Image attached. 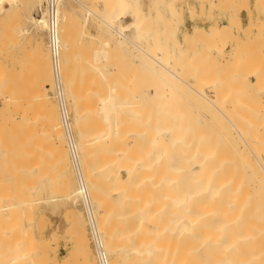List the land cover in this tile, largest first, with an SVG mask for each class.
Instances as JSON below:
<instances>
[{
    "label": "bare ground",
    "instance_id": "1",
    "mask_svg": "<svg viewBox=\"0 0 264 264\" xmlns=\"http://www.w3.org/2000/svg\"><path fill=\"white\" fill-rule=\"evenodd\" d=\"M64 1L62 2V5L60 7L61 43H62V63H61V66H62V73H63V75H62L63 76V82H64V87H65V92H66L68 102L71 105L70 109L74 114V121L72 120L74 122L73 129L75 126V130L77 131L78 136H79L78 142L76 139V147H77V151H78V155H79V162H80V165L82 166L81 168H82V172H83V177H84V180L86 181L87 189H88L90 198L92 200V203H93L94 207H97V209H98V213L96 212L97 227L99 229L100 234L102 235V240H103L105 251H106V253H107V255L111 261L110 264H264V154H263L264 142L261 141V138L259 139V136H261V135H262V137H264V125H263L264 123H262L263 122L262 119L260 120L258 117H256L259 114H261L259 111L260 109L262 111H264V106L259 105V106H261V108L259 107L260 109L254 107L256 109H259V110H256L253 108L252 105H250L251 103L254 102L252 99H256V97H257L256 93L260 90V89L258 90V88H259L258 86L259 85L261 86L264 83V81H261V80H264V77L262 76L263 79L261 78V80L259 79L260 77H258L259 82H263V83L262 84L258 83L259 85H257V82H258V80H257V82H255V88L252 87V89L250 87L254 86V84H253L254 82L247 81V82H249V84L251 83L250 87H249L250 90H247L249 88L246 87V86H248V83L244 82L247 84V85H244L247 88L245 91H247V94L250 93L248 97L251 96V90H252V94H253L252 97H254V94H255V97L252 99L250 97V101L246 95H245L246 98L243 97L244 102H245V99H247L246 104L248 106L250 105V107L252 106L253 110L257 111V112H255V114L259 113L258 115H255V114H253V111H252V113H250V114H252L253 116L255 115V117L258 118V119H255L256 122L260 120L259 122L262 125L261 124L255 125L253 123V121H255V120L251 121L252 115L251 116L248 115L250 117L249 119H247L244 116L246 114H249L246 111L252 110V108L248 110V109H246V107H245V109H246L245 114H243L244 117L242 118L243 121L245 122V124H240L241 122H239V121H241V119L238 118L239 115H236L237 117L233 116L235 110H237L236 108H238L240 106H238V107L235 106V103L237 100L235 97H233L231 99L228 96V95H230V97H231L234 94L232 92V90L234 88L231 87V85H230V88H233L230 90L232 92L231 93L232 95L230 94V91H228V92L226 91L225 93H228V94H226V97H228V98H226L223 90L222 91L219 90V89H223V86H221L222 88H220L219 83H217L218 81L221 82V80L219 79L218 81H215L213 78V79H210L211 81H207V79H206L207 77L203 76L204 74H202L200 76V78L202 76L205 77L208 85H211L209 87L207 86L208 87L207 89L213 90L214 96H213V94H212V97L206 95V93H204L205 90L200 92V89L201 90L205 89L204 86H203V89L200 88L197 90V87L196 88H194V87L197 84V81L199 79H197L196 84H194L195 80L190 78V77H194V74L196 73V72L194 73V69L196 67L193 69H190V68L186 69V68H188V66L185 67V65H186V62H187V64H189V62H188L189 60H187L189 58V56L187 58L188 54L187 55L185 54V56L183 55V53L181 54V51L183 52L187 48L189 50V48L192 45H194L195 43H196L195 46L196 45L198 46V44L201 42H204L203 44H206V41H209L210 43L211 42L213 43L212 45L210 43H208V44H210L209 46H211V47L214 46V48H215V50H213L211 53L214 54V52H215L219 56H222L224 54L223 49L226 46L224 48L223 47L221 48V46H220V48H219V45H217V44H220V42L222 43L223 38H224V40L226 38L227 41H228V38L232 42L235 41L236 45H235V49H234L235 52L232 53L233 56L236 55V57H237V55H240L243 53L245 55L250 54L251 52L247 53L248 52L247 49H243L245 47V44L243 46L238 42L239 38L233 33V28L228 27V26H224V27L219 26V28H216L217 29L216 30V29H214L216 27L215 26V27H213V29L212 28L209 29L210 34H208L206 32L207 31L206 29L201 28V27H195L193 29V31L190 32L191 33L190 37L184 38L183 41H180L179 37H176V38L165 37V36H162L161 34H157L156 37L159 40L158 42H160V43L165 42V45L167 47V48L165 47V50H166L165 52L163 50H160V52L162 51L163 54H161V53L158 54L159 53L158 49H159L160 43H159V46H157L158 43L154 44L155 42H152V44L154 46H157V47H155L157 49H155L154 46H151V50H153V48H154V50H156V51H154V50L151 51V50L147 49L150 45H152L150 42L152 40L156 41L157 39L155 40L154 38L153 39L151 38L152 40H148L149 43H145L147 45H145L143 43L146 47H144L143 44H142V46H143L142 48H141V45H138V44L142 43L139 41L140 37L136 36L139 32L147 31V32L151 33L150 29L149 30L143 29L142 21L144 18V14L140 11V6H139V2H138L139 0H127L128 9H129L128 12H127L126 3L123 4V2H121L119 8L116 10V13L114 15H113V12L111 11V8H108L109 6L107 5V3L105 4L106 0L105 1L102 0L103 4L106 5V8L104 7L105 8L104 12L105 11L106 12H105V14L103 12V17L101 15L102 13H98L101 16V18H100V16L96 12L94 13V12H92V10L88 9L90 15H94L96 18H98L100 21H102L104 23V25L110 31H112L115 34V36H118L119 38H121V40L119 39V41H118V39H116L118 42H120V44L122 42V45H123V43H128L129 45H133L136 48L135 51L138 50L137 56L135 55L136 58L141 59L140 61H136V62L135 61L133 62L131 59H128V60L124 59V61H126V63H127V65H125V66L119 65L117 60L115 61L117 63L110 64L109 61H111V58H109V57H111L110 55L112 53H114L113 50L116 48V47H114V49H112L111 43L113 44V41L112 42L109 41L110 43L104 41L105 42L104 44H103V42L102 43L100 42V45L101 46L103 45V47H100V45H99V47L96 50H94V52L92 50H91L92 52H90V50H89V52L86 55H85V51L83 52L80 49L81 51L79 50V53L80 52H81V54L83 53L82 56L84 59L81 58L82 56L78 57V55L80 56L79 53H78V55L75 54L76 52L69 53V51H71V50H69V44H70L69 38L67 40V36H68L67 35L68 30L67 29L69 26V23H67V22L70 21V19L68 18L69 20H67V16H66L67 13L65 14V10L63 8ZM163 1H165V0H160V3H158L156 5L153 4L152 8L155 11H153V13L151 15L149 14L150 16L154 15V17H156L155 21L156 22L158 21L160 24H162L164 22L163 15H162L161 11L166 9V8L167 9L169 8V6L166 5ZM212 1L211 2L206 1V3H208L210 7H214L215 3ZM221 1L222 0H218V3L220 2L219 3L220 5L222 3H223L222 5L229 4L228 0H226L227 2H225V3L221 2ZM91 2H93V4H94L95 2H99V0H96L95 2H94V0L93 1L91 0ZM107 2H108V0H107ZM243 2H245V1H243ZM33 4L36 6L39 5V7H40L41 0H33ZM90 4L92 5V3H90ZM96 4L97 3H95L94 5H96ZM99 4H100V2H99ZM233 4H234V2H233ZM216 5H217V2H216ZM242 5L244 6L245 3H242ZM225 6H227V5H225ZM202 7H205L204 2L202 3ZM218 7H217V9H218ZM240 7L241 6L239 5V8ZM94 9L96 10L95 7H94ZM97 10H98V8H97ZM204 11L205 10H203V12ZM238 11H239V9H238ZM1 13H5V16L1 17ZM209 14H210V12H209ZM176 15H179V14H176ZM193 15H195V14H193ZM230 15H232V14H230ZM234 16L236 17V14ZM126 17L128 18L127 22H126ZM113 18H117L116 21H117V23H119V27L114 26ZM235 20L236 19L234 18V22H235ZM234 22H233L234 26L238 24L237 27H239V29L243 28L242 23H241V18H240V21L237 22V24ZM23 23H29L32 26V28L37 33H40V34H41V32H44L46 30V20H45V16H44L42 11H40L38 14H34V12L33 13L32 12L27 13L25 11V4H24L23 0H0V52H1L0 56H3L2 54H4L1 51V50L5 49L6 46H4V45L7 43L9 44L12 41L14 42V39L17 36V30H18V29H15V28H17L16 25L19 28V26H22L21 24H23ZM126 23L129 24V28H130V32H131L129 37L126 35V32L124 30ZM26 25H24V26L26 27ZM257 25H259V24H257ZM231 26H232V24H231ZM250 26L248 27V29L250 28ZM263 26H264V22L260 27H258L259 28V30L257 29L258 32L260 31V28L263 29ZM251 28H253V27L251 26ZM14 30H16L15 31L16 32L15 37H14V35H15ZM98 30H101L103 32L105 31L104 29L102 30V28L98 29ZM211 30H213V31H211ZM244 31H245L244 35L246 33H248V34L250 33V32H247V29H245ZM19 32L21 33L20 35L18 34L19 37L20 36H29L31 34V31L28 29H21ZM36 32H34V33L36 34ZM103 32H101V33H103ZM104 34H105V32H104ZM131 34H132V36H131ZM98 36H99L98 38L100 39V37H101L100 34ZM261 38L263 39V37H261ZM111 39L112 40L114 39V41H116L115 37H113V38L111 37ZM111 39L109 38L108 40H111ZM135 39H136V41H135ZM256 39H255L256 42L255 41L254 42L257 43L258 46H256L255 43L254 44H255L256 48L260 49L258 43L260 41H263V40L259 38V39H257V40H259V42H258ZM20 40H22V39H20ZM101 41H103V38ZM137 41H139V43H137ZM15 42H16L15 43V46H16V44H18V41H15ZM249 42L250 41L248 39V44H249ZM39 43H40V41H39ZM39 43L37 42V44H36V46H37L35 48L36 49L35 50L36 55L35 54L34 55L37 57L34 59L35 60L37 59V62H35V64L39 63V66H37L39 69H37V70H40V72L38 71L39 72L38 74H40V77L38 75L40 80H38V81H40V82L42 81L43 86L41 84H39L38 82H36V80H35V83H37V84H35L33 82L34 85H36V87H38V84H39V86L41 85V88L40 87L36 88L34 86L36 88V92L38 89L39 90L41 89V90L38 91V93L36 94L35 97L32 96L34 99L31 98V101L33 99L31 104H34V106H31V104L28 106L29 108L32 107L31 110H29L28 107L25 108V106L22 110L25 109V113L28 110L30 113L36 112L34 118L36 119V116H38V120L40 121V119H41V121L38 122V120L37 121L34 120L33 114H32V119L34 120L35 123L32 122L33 123L32 124V123H29V121H27L26 123H23L25 121L24 120L22 121V118L23 117L25 118V116H26V114L25 115L23 114L24 116L21 115L23 117H21V120H20V121H22V123L17 122L18 124L16 125V124L11 122V124L13 125V128H12L11 124H10V126H11L12 130L15 128L17 129V130H15V131H17L15 133L16 134L18 133L17 134V141L18 142L21 139V138H18L19 137L18 135H20L19 130L23 129V128H21L22 124H23L22 127H24V124L27 125V123H29V125H30V127L26 126L27 128H24L22 131H24V130L27 131L28 128L34 127V130L33 129H31V130L35 131V133H38V131L40 129V127H39V129L36 127L37 126L36 122L38 123V125H40L39 123L42 122L43 125L46 124L49 127V128H47V127L46 128L50 129L49 132L51 133V135H50V133H46V134H44V136L42 133L40 135L37 134L38 135L37 142H36L37 137H35V134L32 133V131H30L35 137L34 140L32 139L35 142L33 143V141H31L32 142L31 146L33 145L35 147L34 144L38 143L39 139L43 141V140H45V138H48L49 136H51L50 139L52 141H50V140L48 141L46 139L47 143H46V141L40 142V140H39V142H40V144H42L43 147L45 145V146H47V149L49 148L50 150H52L51 148L53 147L54 150H52V152L49 150L47 152H46V150H42L43 153L41 151V153L37 154V155H41L40 156V158H41V157H44L43 156L44 152H46L43 160L48 161V158H49L51 161H54V162H52L53 163L52 166H56L54 168V170H56V168L60 165L59 166V167H61L60 170H62L61 172H63V174H64L63 177H65V178H63V179L59 178L58 177L59 175L56 173V171L54 172V174L51 173L50 169H52L51 168L52 166H50V165L52 163L50 160H49L50 162L44 161L45 167H47V168L42 166L43 165V162H41L42 160L41 161L36 160V161H38V164H39V162L41 164L40 165L41 171H39L38 174L40 175V177H42V174H43L42 170L48 169L49 175L51 174L48 178H52L51 176H53L52 180H54V175L56 173V175H58L56 177H58L59 180H61V181L64 180V183H63L64 186L61 187V186H58V185H60V184H58L57 185L58 187H56L55 183L60 182V181L57 180V178L55 177L57 182H56V180H55V183L52 182V184L54 183V185H55L53 187V189L58 188L57 190H59V194H60V192L63 193V191H64L65 200H67V202L73 201L74 203H78V202L80 203L79 195H78L79 194L78 193V190H79L78 189V183H77V187H76L77 191L75 192V190H74L75 187H74V189H72V188H73V186H76V185L74 183L72 186V180H71V178L68 177L69 176L68 171L70 170L69 165H71V164L68 163V161H69L68 160L69 157H68V153H67L68 150H66V147H65V144L67 145V143L65 142V134L63 135L64 132H62L63 128H62V124H61L60 115H59V112H58L57 107H56L57 104L54 105V103L52 102L51 96L49 94L51 92L53 93V91H54L53 90L54 89V83H53V77H52V65H51L50 54H49L50 52H49V50L47 51L49 53L44 51L38 45ZM252 43H251V46H254V44L252 45ZM260 43H262V42H260ZM8 44H7V48H8ZM227 44H228V42H227ZM114 45H116V44H114ZM125 45H127V44H124L123 46H125ZM221 45H223V44H221ZM249 45H248V48H249ZM195 46H193V48H195ZM2 47H3V49H2ZM11 47H13V45H11ZM18 47L16 49H18ZM118 47H120V46H118ZM70 48H71V46H70ZM92 48H93V46H92ZM124 48H126V50L128 49L127 46ZM144 48L147 49L148 51L145 50ZM111 49H112V51H111ZM149 49H150V47H149ZM160 49H162V48H160ZM250 49H252L251 51H254L252 47L249 48V50ZM72 50L74 51L73 48H72ZM197 50H198V47H197ZM8 51L6 50V53ZM129 51H132L131 48H129ZM191 51H194V50L191 49ZM205 51H206V49H205ZM205 51H204L203 56H206ZM121 52H123V51H121ZM188 52H190V51H188ZM195 53H193L192 57H194ZM255 53L257 55H258V53L260 55H262L260 53V51L257 49V51H255L254 54L253 53L250 54V55H254L255 57H252V56L248 57V62L247 61L245 62L242 60V62L246 63L247 65L243 64L240 61V63L242 65L241 64H240V66L238 65V67H237L238 70L236 69V67L234 68V66L232 65V67L235 69V71H237L239 73L237 75V77H239L238 79L240 80V81L238 80V82H237V83H239V85H238L239 87H240V85L244 84L243 80L245 81L247 79V77L249 76V75L246 76L245 73H247L249 71V74H250V73H252V70L258 69V67H256V65H257L256 63L258 62V64H259L260 60L258 61V59H256L258 57L255 55ZM131 54H130V56H131ZM139 54L142 55L141 57H145V58L139 57ZM174 54H176L178 56H180V55L183 56V58H182L183 60L180 62H182V63L184 62L183 63L184 65H182V67L183 66L184 67L182 68L181 63H180V64H178V65H180L178 70L181 68V72H180L181 74L183 73V70H184V72L187 70V72H185V73L190 74V77H189V75L187 77V74H184V73L182 75L183 78H181V76L178 75L179 71L177 69H175V68H177V65H176V62H178L177 59H174L175 57H173V59H174L173 63L175 66H172V62H171L172 55L174 56ZM213 54H211V57H210V55L208 57V54H207V57L209 59H212ZM228 54H229V52H228ZM76 55L78 58L75 57V59H74V56H76ZM118 55H120L119 52H118ZM229 55H231V54H229ZM232 55H231V57H233ZM12 56H13V54H12ZM196 56H199V55H196ZM119 57H122V56H119ZM234 57H233V59H234ZM236 57L234 60H236ZM6 58L7 57H3L2 61H5L4 59H6ZM79 58H81L82 60H80ZM124 58L127 59L129 57L125 56ZM184 58H185V61H184ZM195 58L196 57L191 59V61L193 62V63H190L191 66H193V64L197 65V62L196 61L194 62V60H197ZM223 58H225V56ZM252 58H254V59H252ZM113 59L114 58H112V60ZM116 59H119V58H116ZM216 59L218 60L217 57H216ZM78 60H80V62L82 64L81 66H77V64L79 65ZM122 60H123V58H122ZM179 60H181V59H179ZM245 60H247V59H245ZM253 60H257V62H255ZM75 61H77V63ZM127 61L130 63H128ZM205 61H206V57H205ZM200 62L202 63V61H200ZM228 62L230 63V61H228ZM238 62L239 61H237L235 63H238ZM207 63H208V61H207ZM214 63H215V60H214ZM248 63H250L249 64L250 66H248ZM122 64H124V62ZM210 64H212V63H210ZM216 64H218V63H216ZM216 64L214 66H216ZM2 66H4V62H3ZM200 66L201 65L199 63V66H197V68ZM205 66H206V64H205ZM244 66H246L247 68L251 67L252 70L248 69V71H246L244 73L246 79H245V77L243 79H240L242 77L243 72H244L243 71L242 74L240 75V70H246L247 69L246 67L244 68ZM189 67H190V65H189ZM213 67L210 66L209 68H211L212 71H214ZM222 67L225 68V66H223V65H222ZM239 67L244 68V69H239ZM200 68L204 69V67L203 68L200 67ZM200 68L198 69V71L200 70ZM224 68H223V70H224ZM211 69H210V71H211ZM214 69H215V71L217 70V72L219 71L216 68H214ZM230 69H232V68L230 67ZM13 70L14 69H12V71ZM250 70H251V72H250ZM4 71H6V69ZM191 71L193 72L192 73L193 75L190 73ZM226 71H227V73L229 72L228 69H226ZM259 71H261V70L258 69L257 71H255L256 73H252V74L255 76V74L257 75V72H259ZM1 72H2V70H1ZM7 72H8V70H7ZM198 73H200V71ZM198 73H196V76H197L196 78H198ZM210 73H212V72H210ZM220 73H221V71H220ZM233 73H234V71H233ZM214 74H215V72H214ZM8 75H9V73L7 74V77L10 80L11 78ZM227 75H226V78H227ZM259 75H257V76H259ZM4 76H5V74H3V76L2 75L0 76V80L2 79L0 82H3L4 79H6ZM223 76H225V75H221L222 78H223ZM230 76L232 77L231 74H230ZM1 77H3L4 79ZM34 77H37V75ZM216 77L217 76H215V79H216ZM237 77H236L235 81L237 80ZM14 78H12L13 80L12 79L11 80L14 81ZM210 78H212V77H210ZM217 78H220V77L218 76ZM184 79L186 81L189 80V83L191 82L190 80L192 79V81H194V83L192 82L194 84V87L191 88L190 85L192 83H190V85H189L190 87H188L187 85L189 83L185 82ZM225 79H224V81H225ZM256 79H257V77H256ZM256 79H255V81H256ZM9 80L6 79L4 82L6 83L8 81L7 83H8V86L10 87V86H12L13 82H11V80L9 82ZM32 80H31V83H32ZM231 80H233V79H231ZM231 80L229 82H231ZM150 81H152V82L150 83ZM212 81H214V82H212ZM227 81H228V79L226 80V82H223L224 84H221V85H224V89L227 88V90H229L230 88L225 86V83H226V85L229 86V84H227L228 83ZM235 81H233V84ZM172 82H173L172 85L176 87L177 92H178V90H180V91L182 90L181 92L180 91L179 92L180 93L183 92L186 96L188 94L187 90L189 91L190 89L191 90L196 89V90H194L196 92V94L192 90L190 92L193 96H190L191 94L190 95L188 94L187 97L188 98L191 97V98H189V101H191V99H192V101L194 103H196L197 102V101L195 102L196 99H194L192 97H195V95H197V97L199 98V99L198 98L197 99L200 100L204 106L202 105V106H199V108H198L197 105H200V104H198V102H200V101H198L197 104H195L197 107L196 111L199 112V113H197L198 115L201 114L202 116L200 115V117H198V115H195L194 114L195 111L193 113V116L191 115V113L193 111L192 109H194V108L196 109L195 106L194 107L193 106L187 107L186 110L188 112L184 110L185 107H181L182 104H184L183 106H189V103L186 102V104H185L184 102L187 100V98H186V100H184V99L182 100V96H180L179 93H178L179 96L178 97L176 96L177 95L176 89L174 90L170 86ZM177 82L180 84L177 85ZM201 82H202V80H201ZM201 82H199V84H198L199 86L202 84H205V80L202 84H201ZM7 83L5 84V88H2L3 84L0 83V86L2 85L1 88L3 90V92H1L2 94H0V97H1L2 105L4 106V108H3L4 113L2 115H0V118L2 116H4V114L7 113V111H8L9 115L8 114H6V115L10 118V120L8 119V121H7L8 117L4 116L3 117L4 119H2V120H5V119L6 120L4 122L2 121L3 123L0 122V125L3 124V128L0 127V130L6 129L5 131H3L5 135L3 134V132L2 133L0 132V134L4 135V138L6 137V142H5V139L4 138L1 139L2 136L0 135L1 136L0 137V187H1L0 188V203H2L4 201V199H2V198H5V195H9V197L12 196L11 200H12L13 195H14L13 192L10 190V189L14 188L13 182L12 181H11L12 183L8 182L7 183L8 185H5L6 183L3 182L4 174L6 175V177H8L10 175L7 172V170L12 168V165L16 164V166H17V172L16 173L19 174V176H17L19 178L16 177V180L17 179L22 180L21 177H23V176L25 179V177H27L28 175H31V174L29 173L26 176V172H25V174H23L25 170L24 171L22 170L20 172V170H21L20 169L18 171V166H19V168H22V166L25 167V165L23 164V163H25V160H26V162H31L30 160H32V159L35 160L36 159L35 156H37V155L32 156V158L29 159L30 156L27 155V158H28V160H27L25 154L18 155L19 154L18 150H20L21 147L19 149H17L13 146V144L15 145L16 143H13V141H11L12 140L11 138H13V140H16L14 138L16 135L13 137L14 131H11V133H10L9 130H11V128H9L7 126V122L10 123V121L13 120V118H12L13 112H15V114L17 113V110L15 111V108L21 102V101H17V100H23V99H17L16 98L17 100L15 101L14 97L15 96L17 97L16 92H14L13 88L10 87L11 90L14 92L15 96H13L14 95L13 92L11 95L10 88L7 90V88H8ZM207 83H206V85H207ZM16 84L17 83H15V85ZM182 84H183V86H180ZM185 84H187V85H185ZM206 85H205V87H206ZM235 85H234V87H235ZM256 85H257V87H256ZM159 86L162 87L160 89H164L165 86L166 87L169 86L168 91L173 89L175 92V94H174L173 90L171 92L169 91L170 94H172V96H173V94L175 95L173 97L168 98L169 99L168 103L173 105V107H171V105H170L168 108L169 111L171 110L170 107L172 108V110L170 112H166V109H165L168 107L169 104L166 105L167 102L165 101V103H163L164 100H161L162 98L166 99V96H168L167 93L169 94V92L166 93V91H167L166 89H165L166 91L165 90H159V92L162 91V94H165L166 96L164 95L165 96L164 97L161 94V96H163V97H161V96L158 97V95H160V93L158 92ZM244 86L242 85V87H244ZM16 87L17 86H15V88ZM21 87L27 88L25 86H21ZM261 87H260L261 91H262V89L264 90V88H263L264 85H262ZM30 88H32V87H30ZM188 88H190V89H188ZM5 89L7 90V92L5 91ZM183 89H185V90H183ZM242 89H244V88H242ZM242 89H239V90L242 91ZM254 89H256L258 91L254 90ZM2 90H0V91H2ZM210 90H209V92H207L208 90L206 91L207 94L211 93ZM253 90H254V92L255 91L256 92L253 93ZM241 91H239V92L237 91V92L240 95H243L242 93H240ZM248 91H249V93H248ZM21 92L22 91L19 92L20 96L22 94L21 97L24 98L25 96H28L27 98L30 100L28 93H33V92H29V90H28V93H26V95L24 94V91H23V93H21ZM163 92H165V93H163ZM221 92H223L222 96H224V98L227 99V101L224 100L222 102L223 99L221 101H219V99L223 98L221 96ZM242 92H244V91H242ZM238 93H237V96H238ZM170 94H169V96H170ZM218 94L220 95L219 97H218ZM23 95H25V96H23ZM209 95H211V94H209ZM260 95H261V92L259 94V97H260ZM20 96L18 94L19 98H21ZM235 96H236V94H235ZM262 96H263V94H262ZM179 97H181V98H179ZM259 97H257V98L259 99ZM155 98H157L158 101H154ZM177 98L179 100H175ZM171 99H172V101H170ZM229 99H231V101ZM258 99L255 100V103H256V101H258ZM148 100H151V101L148 102ZM159 100L161 101V104L162 103L165 104L164 105L165 110L163 109L164 111H162L161 114H164V115L171 114L172 111L174 113L171 114L170 116L167 115L165 117H163L164 115L161 116V114L158 113L160 111H158L156 113V111H157L156 108L158 109L159 106H160V108H161V106H163V104L162 105L159 104ZM241 100L243 102L242 96H241ZM173 101H175V102L178 101V102H176V104H177L176 108H175V102H173ZM248 101L250 102V104H248ZM261 101H262V99H261ZM17 102H19V103H17ZM26 102L27 101H25V104H26ZM151 102H152V104H151ZM258 102L261 103L260 100ZM15 103H17L16 107L14 105ZM146 103H148V104H146ZM180 103H181V106H180ZM226 103L229 105L231 104L232 106L231 107H225L224 105H227ZM255 103L253 104L254 106L257 105ZM21 104L19 105V107H22ZM237 104H240V103L238 102ZM261 104H263V103H261ZM147 105H148V107H146ZM154 105H155V107H153ZM156 105H158V106L156 107ZM150 106H152V107H150ZM178 106H180L181 108H179ZM248 106H247V108H248ZM241 107H242V105H241ZM11 108H14V111L10 110ZM147 108H148L150 114L152 112H154L155 114L154 113H152L151 115L149 113L146 114V112L144 110ZM152 108L156 111H154V110L152 111ZM160 108L158 110H160ZM173 109L176 111H174ZM190 109H191V111H190ZM19 110L21 111V108L18 109V111ZM0 111H1L0 113L3 112L2 109H0ZM9 111L12 113H9ZM31 111H33V112H31ZM29 112H28V115L30 114ZM175 112H177V114H175ZM240 112H239V114H240ZM242 112L244 113V110H242ZM236 113H238V112L236 111ZM19 114H18V117H19ZM40 114H41V116H40ZM143 114H146V116H144ZM184 114L185 115L188 114V116L183 117V116H185ZM216 114H218V115H216ZM16 115H15V117H16ZM155 115H156V117H155ZM175 115H176V117H174ZM179 115L181 118L179 117ZM195 116H196V119L193 118ZM217 116H219V118L222 119L221 120L222 122L224 120L225 123L223 122V124H220L221 121L219 123L218 120H220V119H218ZM261 117L263 118L264 116L262 115ZM237 118L239 120H237ZM16 120L15 121L13 120V122H16ZM26 120H28V119H26ZM197 121L198 122L201 121V123L197 124L198 123ZM259 122H257V123H259ZM42 123H41V126H42L41 128L44 129ZM19 124H21L19 128L15 127V125L19 126ZM34 124H36V125L32 127L31 125H34ZM36 129H38V130H36ZM44 130L46 131V129H44ZM6 131H8L9 134H7ZM11 134H12V137H11ZM23 134H21V137L23 138L21 140L25 141L24 139H26V141H27L29 136H28V138H25L26 135L24 132H23ZM26 134H27V132H26ZM47 134L49 136H45ZM9 135H10V137H9ZM33 135H32V137H33ZM41 135L44 138H42ZM7 138L10 139V141H8ZM28 140H30V139H28ZM29 142L30 141H28V143ZM10 143L12 144V148L10 147L11 146ZM51 143L53 146L51 145ZM23 145H24V151L26 150L25 152H28L27 148H29V147L25 148V145H26L25 142ZM16 146L19 147V146H22V144L21 145L16 144ZM28 146H30V144ZM9 147H10V149H9ZM41 147H39V148H41ZM35 148H36V151L39 150V151H37V153L40 152V149H37V147H35ZM11 149L15 155H13V153L10 154ZM13 149H14V151H13ZM22 149H23V146H22ZM16 150H17L18 154L16 153ZM31 150H32V148H31ZM36 151L33 152V154L36 153ZM48 152L51 155H49ZM20 153H22V152H20ZM30 154H31V152H30ZM11 155H12V157H11ZM16 156H20V157L17 158ZM23 156L26 159H24ZM46 156H48V157H46ZM10 157H11V159H10ZM13 157H15V158L13 159ZM50 157H53V158H50ZM40 158H38V159H40ZM54 158L60 164L56 165L55 163H57V162H55ZM16 159L17 160L20 159L19 161H21V159H24V160H22L24 162H20V163H22V166L17 165L20 163H19V161L16 162L17 161ZM34 160H32V161L35 163ZM12 161H13V163L14 162L15 163L9 164V168H7V170H6L5 169L6 166L8 165V163H11ZM46 163H47V165H46ZM30 164H33V163L31 162ZM48 164H50V165H48ZM35 166H36V164H35ZM34 167H32V168H34ZM71 168H73V167H71ZM38 169H39V167H38ZM58 169H57V172L60 174L61 172H59ZM54 170H52V171H54ZM9 172H11V171L9 170ZM43 172L45 173L46 171H43ZM6 173H8L9 175ZM14 173H15V171H14ZM20 173L23 174V176ZM39 175H37L38 181H37L35 176H34L35 178H33L32 176H31L32 178L30 177L31 182L33 183V185L36 186V189L38 186L39 187L45 186V185H41L40 180H42L43 178L39 179L40 178ZM60 177H62V176H60ZM24 179H23V181H24ZM32 179L36 182H39V185L37 183L34 184ZM26 180H29V179L26 178L25 181ZM76 180H77V178H76ZM1 183H2V185L4 184L3 188H2ZM23 183L24 182H22V184ZM28 183H30V181H28ZM25 184H27V182H25ZM9 185L12 186V188H8ZM16 185H17V183H16ZM19 185H20V183H19ZM28 185H31V184H28ZM6 186H7V190H9V191L6 190ZM17 187H19V186H17ZM32 187L33 186H31V191L34 190V189H32ZM42 187H41V189H42ZM60 187H61V189L63 188L62 191L59 189ZM1 189L6 190V192L3 190L4 193H2L3 191ZM18 189L19 188H17V193L18 192L20 193V195H18V197H19L22 194L20 192V190L21 189H22V191L24 189L27 190V187L21 188V189H19V191H18ZM13 190H15V189H13ZM35 190H34V192H36L38 189L36 191ZM24 191H23V193H24ZM31 191L29 190L28 192L30 193ZM38 192H39V194L42 193L41 191H37L36 194ZM52 192H54V191L52 190ZM6 193H8V194H6ZM36 194H35V197H38V196H36ZM39 194H37V195H39ZM22 195H24V194H22ZM30 196H31V194H30ZM9 197L6 196V198H9ZM21 197L23 198L25 196H21ZM6 198H5V200H7ZM14 198H15V196H14ZM26 198H27V196H26ZM26 198H25V200H27ZM40 198H36L35 200L40 199ZM20 199L17 198L18 201ZM31 199H33V201H35L34 198H30V200ZM61 199H63V198H61ZM65 200L63 202H65ZM46 201H45V203H46ZM53 201H55V200H53ZM14 202H15V200H14ZM14 202L12 201V202H10V204L14 203ZM7 203L8 202H6V205H10ZM27 203H29V204H27ZM30 203L31 202H26L24 204L22 203L23 205L27 204V207H26V205H25V207L27 209L28 214H30L29 211L31 212V209H29L28 205H30V207L33 205L32 203L31 204ZM34 205H35V203H34ZM34 205L32 206L33 211L36 210L37 208H39V206H40L39 205L38 207H35V209H33ZM1 206H5V205L3 204ZM9 207L10 208H8V212L10 211V213L11 214L13 213V216H14V211H17L19 206H17V208L13 207V206L12 207L9 206ZM11 208H13V209L16 208V210H13ZM9 209H11L12 211ZM0 210H2V209H0ZM3 211H4V209H3ZM20 212L17 211L15 213V215L16 216H17V214L21 215L22 213H20ZM71 213L72 212L70 211V214ZM75 213H76V211H75ZM23 214H25L24 211H23ZM28 214H26V215H28ZM2 215H4V214L1 213L0 217ZM16 216H15L16 220L18 217H21V216H18V217H16ZM10 217H11V220H9L8 223L10 222V224H11L13 217L11 215H10ZM10 217L6 216V218H9V219H10ZM31 217H32V215H31ZM67 217H68V214L66 215V218ZM3 218L5 220V217L2 216L0 218L1 222L4 221ZM27 218H28V216H27ZM68 218H67V220H68ZM72 218H73V216H72ZM21 219H20V221H22ZM29 219H30V217H29ZM7 220L5 221L6 223H7ZM27 221H28V219H27ZM30 221H32V223L34 224L33 220H30ZM68 221H70V220H68ZM73 222H74L73 224H74L75 230H72V229H74L73 226H71V228H69V230L75 231L76 235H75V233H73V232L72 233L77 238L76 241L78 242L77 243L78 247L83 252L90 253L91 249H90V245L88 242L89 240L87 237V230L85 227V223L83 221V217L79 216ZM19 223L20 222H18V225H19ZM5 224H3V228H4ZM10 224L9 225L7 224V227L9 226V230L13 231L14 227L17 225V222H13L12 225H10ZM27 224H28V222H27ZM29 224H31V223H29ZM45 225H43V226H45ZM10 226H12L13 229H12V227L10 228ZM31 226L32 225H30V227ZM7 227H5V228H7ZM16 227H15L13 232H15L17 230L16 231L17 234L12 233L13 235L11 234V236H7V233L5 232V230H3L6 233L4 239L5 240L12 239L14 241L10 240V244H9V242H8L9 240L8 241L4 240L3 242H6V243L8 242L7 245H3V242L1 241L2 244H0V247L1 246L14 247V244L17 246L18 243L16 244L14 238L19 239L18 237L21 238L20 235H22L21 242H23L24 245L26 243V241H24L25 238L27 239L30 237L33 239L32 235L30 236L31 232H29V231H32L31 228L29 229V227H28V231L24 230L26 232V233L24 232L25 234H27V235L29 234L28 235L29 237L28 236L26 237L23 232L22 233L19 232V231H21L20 227H19V230H18V227L17 228ZM0 228H2V225ZM43 228H45V227H43ZM43 228H40L39 231H42ZM7 230H8V228H7ZM1 231H2V229L0 230V233H1ZM69 233H70V231H69ZM14 234H16V235L14 236ZM53 235H51L52 238H53ZM72 235H71V239H72ZM3 236H1V237H3ZM23 237H24V239H23ZM55 237H57V236H55ZM55 237L53 238V242H55L57 239ZM6 238H8V239H6ZM34 238H35V235H34ZM52 238H50V239H52ZM32 239H30V242H32V244H34L35 242L37 243V240L35 242H33ZM43 239H45V238H43ZM48 241L46 243H37V245L35 244L36 245L35 250L37 248L36 251H39V249L41 251V250H44L45 248H47V250H44L43 252L44 253H46L45 251L48 252V249L52 246V243H53V242L49 243ZM18 242H20V241H18ZM30 242H28V240H27L28 244L26 243V246H28V248H30L29 246H31L33 248L35 245H30ZM58 243H59V239H58ZM16 246L14 247L15 249H16ZM23 246L21 248L18 245V247L21 248V250L19 251L20 253L19 252L16 253L15 251H13V254L15 253L13 263H12V261L8 262L7 256H9V253L12 256H13V254H11L12 253L11 251L9 252L7 250L8 254L5 255V253H4V255H5L4 259H7V263H4L3 261H1V260H3V257H2L3 255H1L0 256V264H2V263H4V264H10V263L11 264H22V262H24L23 261L24 259L28 260V262H25L26 264H28V263L37 264L35 261L38 262V260H34L33 261L34 263L31 261L32 262L31 263L29 261V259H26V258H30L32 256V255L30 256V254H32L30 252H33V251L36 252L34 250V248H33V250H31L32 249L31 248L30 252L27 249V252H29V254L26 252V254H28V257H26L27 256L26 254H25L26 256L23 255L25 253V252H23V251H25L24 250L25 248ZM78 247H76V248H78ZM14 248L13 249L11 248V249L15 250ZM55 248H58V245ZM0 249H2L1 251L5 250V248L3 249V247H1ZM57 250H59V249H57ZM1 251H0V253H1ZM21 251L23 254L21 253ZM77 253H79V251H77ZM55 254H56V252L54 253V255ZM80 254H83V253H79L78 254L79 256L77 255L78 258L80 257ZM57 255H55V256L57 257ZM73 256H75V255H73ZM44 257H46L45 259L48 258V260H49V255H47V253H46V255L45 254L43 255L42 260L40 259V261H42V262L41 263L38 262V264L43 263ZM77 257H76V259H77ZM10 258H11V256H10ZM35 259H37V258H35ZM45 259H44V261H45ZM70 259H72V258H70ZM85 259H86V257H85ZM83 260H84V258L82 259V261ZM73 261H74V259H73ZM79 261H80V259H79ZM5 262H6V260H5ZM57 263L59 264V262H56V264ZM80 263H82V262H79V264ZM45 264H46V262H45ZM48 264H49V262H48Z\"/></svg>",
    "mask_w": 264,
    "mask_h": 264
},
{
    "label": "rangeland",
    "instance_id": "2",
    "mask_svg": "<svg viewBox=\"0 0 264 264\" xmlns=\"http://www.w3.org/2000/svg\"><path fill=\"white\" fill-rule=\"evenodd\" d=\"M24 1V4H25V11L27 12V13H29V12H34V14H38L39 12H40V10L41 9H43V3H44V0H41V5H40V7H39V5H34L33 4V0H23ZM93 1V0H92ZM96 0H94V2H95ZM103 1H105V0H103ZM103 1L102 0H99V2H100V4H99V2H95V3H97L96 5H94L93 4V2H91V0H65L64 1V4H63V8H64V10H65V14H66V16H67V20H69L70 19V21H68L67 23H69V26H68V31H67V35L69 36H67V40H68V38H69V50H71V51H69V53H72V52H76L75 54H77L78 55V53H79V50L81 49L83 52L85 51V55L89 52V50H90V52H94V50H96L98 47H99V45H100V42L102 43L103 42V44L105 43V42H112L113 41V44L111 43V46H112V49H114V47H116L114 50H113V52L115 53H112L111 51H112V49H111V57H109V58H111V61H109L110 62V64H112V63H117L118 62V64L119 65H123V66H125V65H127V63H126V61H124V59L125 60H128V59H131L133 62L135 61H140L141 59L140 58H136V56H137V54H138V50L137 51H135V47L133 46V45H129L128 43H123V45L124 44H127V45H125V46H123L122 45V42H121V44H120V42H118L119 41V39L121 40V38H119L118 36H115V34L112 32V31H110L105 25H104V23L102 22V21H100L98 18H96L94 15H90V13H89V11H88V9H90V10H92V12H96L97 14L98 13H102L101 15H102V17H103V12H104V9L106 8V5H104L103 4ZM206 1H209V2H211L210 0H165V1H163L166 5H168L169 6V8L167 9H164V10H162L161 11V13H162V15H163V19H164V22L162 23V24H160L158 21L156 22L155 21V19H156V17H154V15H152V16H150L152 13H153V11H155L153 8H152V6H153V4H158V3H160V0H139L138 2H139V6H140V11L144 14V18H143V21H142V26H143V29H146V30H151V33H149V32H147V31H141V32H139L136 36L137 37H140V39H139V41L140 42H142V43H140V44H138V45H141V48L143 47L142 46V44L144 43H149V41L148 40H152L153 38L156 40V41H151L150 43L152 44V42H155L154 44H156V43H158L157 44V46H159V43L160 42H158L159 40H158V38L156 37V35L157 34H161L162 36H165V37H174V38H176V37H179V40L180 41H183V39L184 38H189L190 37V35H191V33L190 32H192L193 31V29L195 28V27H201V28H204V29H206L207 31V33L208 34H210V31H209V29L210 28H212L213 29V27H215L214 29H216V28H219V26L220 27H224V26H228V27H231V28H233V33L239 38L238 39V42L241 44V45H243L244 46V44H245V47L243 48V49H247L248 50V52L247 53H253L254 54V52L255 51H257V49L260 51V53L262 54V55H260L259 53H258V55L255 53V55L258 57V58H256V59H258V61H259V64H258V62H257V60H253V61H255V62H257L256 64V67H258V69L259 70H261V71H259V72H257V75H259L260 73V75L259 76H257L256 74H255V76L252 74V73H256L255 71H257V70H252L251 69V67H249V68H247L246 66H244V68L246 67L247 69L246 70H240V75L242 74V72H243V74H242V77L240 78V79H243L244 77H245V75L246 76H248L247 77V79H246V77H245V81L243 80V83L244 82H247V81H251V82H254L253 84H254V86H251L250 87V84H249V82H247L248 83V86H246L247 88H251L252 89V87H254L255 88V82H257V80H258V82H257V85H259V84H262L263 82H259V79L261 80V78L263 79V77H264V26H263V29L262 28H260V31L258 32V30H259V28L258 27H260L262 24H263V22H264V18H263V21H261V20H258V22H257V24H261L260 26L259 25H255V23H254V21H253V17L252 16H250V20H249V25L246 27V28H242V29H239V27H237L238 26V24H237V22H239L240 21V14H241V12L243 11V10H246L247 12H250V2H249V0H228V3L229 4H225V5H227V6H225V5H220L219 3H218V0H213L212 2H214L215 4V6L214 7H210L209 6V4L208 3H206ZM243 1H245V2H243ZM79 2V3H78ZM102 2V3H101ZM121 2H123V4H125L126 3V6H127V12L129 11V9H128V3H127V0H108V2H107V0L105 1V4L107 3V5L109 6L108 8H111V11L113 12V15L116 13V10L119 8V6H120V3ZM204 2V4H205V7H202V3ZM216 2H217V5H216ZM221 2H227L226 0L224 1V0H222ZM233 2H234V4H233ZM245 3V5L243 6L242 5V3ZM248 2V3H247ZM90 3H92V5L90 4ZM163 3V4H164ZM99 4V5H98ZM219 4V5H218ZM232 6H231V5ZM238 4V5H237ZM98 5V6H97ZM235 5V6H234ZM239 5L241 6L240 8H239ZM247 5V6H246ZM219 6V7H218ZM229 6V7H228ZM94 7L96 8V10H97V8H98V10L96 11L95 9H94ZM105 7V8H104ZM216 7V8H215ZM217 7H218V9H217ZM226 9H224V8ZM238 7V8H237ZM245 7V8H244ZM249 7V8H248ZM204 8V9H203ZM202 9V10H201ZM238 9H239V11H238ZM255 9L260 13V14H262L263 16H264V0H257L256 1V4H255ZM94 10V11H93ZM101 10V11H100ZM195 10V11H194ZM203 10H205L204 12H203ZM100 11V12H99ZM106 12V11H105ZM105 12H104V14H105ZM209 12H210V14H209ZM212 12V13H211ZM150 14V15H149ZM176 14H179V15H176ZM193 14H195V15H193ZM230 14H232V15H230ZM236 14V17L234 16ZM99 16H100V14H98ZM148 15V16H147ZM176 15V16H175ZM5 16V13H1V17H4ZM198 16V17H197ZM114 17V16H113ZM212 17V18H211ZM214 17V18H213ZM69 18V19H68ZM100 18H101V16H100ZM234 18L236 19L235 20V22H234ZM239 19V20H238ZM117 18H113V21H114V26L115 27H119V23H117ZM231 20V21H230ZM128 21V18L126 17V22ZM233 22L234 23H236L237 25H235L234 26V24H233ZM261 22V23H260ZM27 24V25H26ZM192 24V25H191ZM231 24H232V26H231ZM22 26H19V28H18V26L16 25V27L17 28H15V29H18L19 31L21 30V29H28V30H30L31 31V34L29 35V36H20L19 37V35L21 34L18 30H17V36H16V30H14V32H15V35H14V37L16 36V38L14 39V42L12 41V42H10L9 44H8V48H7V44H5L4 46H6L5 47V49H3V47H2V49L3 50H1L4 54H2L3 56H0L1 58H0V62L2 63H0V76L2 75L3 76V74H5V78L6 79H8L9 80V78L7 77V74L9 73V77L12 79V78H14V81H12L11 79V82H13V84H12V86H10L11 88H13V91L14 92H16V95H17V97L15 96V94H14V92L11 90V88L8 86V81L6 82L7 83V86H8V88H7V90L10 88V93H11V95H12V92H13V96H15L14 98V100L16 101L17 99H23V100H17V101H21L20 103L19 102H17V103H19V105L21 104V106L22 107H19V105L17 106V103H15L14 105H15V107L17 108H15V111L17 110V115L15 114V112H10L9 111V113H12L13 115V120L15 121L16 119V122H13V120H11L10 121V123L9 122H7L8 121V119L10 120V118L6 115V114H8V111H7V113H5L4 114V116H6V117H8L7 118V126L9 127V128H11V126H12V128H13V125L11 124V122L12 123H14V124H18L19 122L20 123H22V121L24 120L25 122H23V123H26L27 121H29V123H32V122H34V120H38V116H36V119L34 118V116H35V114H36V112H33V111H31V112H33V113H30L29 112V110H31V108L32 107H28L30 104H31V102L33 101V97H35L36 96V94L38 93V91H40L39 89L37 90V92H36V88H41V85H42V81L40 82V81H38V80H40V74H38L39 72H40V70H37V69H39L37 66H39V63H37V64H35V62H37V59L35 60L34 58H36L37 56H35L36 55V44H37V42L39 43V41H40V43L38 44L44 51H48L49 50V48H48V43H47V36H46V30L44 31V32H41V34L40 33H37L33 28H32V26L29 24V23H23V24H21ZM24 25H26V27L24 26ZM253 27V28H251V26ZM218 26V27H217ZM250 26V28L248 29V27ZM22 27V28H21ZM21 28V29H20ZM102 28V30L104 29L105 31V34H104V32L103 31H101V30H98V29H101ZM255 28V29H254ZM245 29H247V32H250L249 34L248 33H246L245 35H244V33H245ZM258 29V30H257ZM124 30H125V32H126V35L129 37L130 36V28H129V24H127L126 23V26H125V28H124ZM217 30V29H216ZM237 30V31H236ZM249 30V31H248ZM211 31H213V30H211ZM244 31V32H243ZM257 31V32H256ZM262 31V32H261ZM19 32V33H18ZM34 32H36V34L34 33ZM101 32H103V33H101ZM206 33V34H207ZM261 33V34H260ZM19 34V35H18ZM39 34V35H38ZM100 34V39L98 38L99 35ZM252 34V35H251ZM260 34V35H259ZM36 35V36H35ZM108 37H107V36ZM111 35V36H110ZM257 35V36H256ZM40 36V37H39ZM131 36H132V34H131ZM263 37V39L261 38V37ZM22 37V38H21ZM38 37V38H37ZM111 37L113 38V37H115V40L116 39H118V41L116 40V41H114V39L112 40L111 39ZM149 37V38H148ZM255 37V38H254ZM262 39L263 41H260V42H262V43H260L259 42V40H257V39ZM24 38V39H23ZM102 38H103V41H101L102 40ZM111 39V40H108V39ZM152 38V39H151ZM254 38V39H253ZM257 38V39H256ZM19 39V40H18ZM20 39H22V40H20ZM105 39V40H104ZM142 39V40H141ZM248 39H249V44H248ZM255 39L259 42L258 44H259V47H260V49L259 48H256V46H258L257 45V43H255L256 41H255ZM138 40V39H137ZM247 40V41H246ZM15 41H18V44H16V46L18 47V49H16L17 47L15 46ZM105 41V42H104ZM135 41H136V39H135ZM139 41H137V43H139ZM226 41V42H225ZM255 41V42H254ZM109 42V43H110ZM115 42V43H114ZM118 42V43H117ZM227 42H228V44H227ZM246 42V43H245ZM253 42V43H252ZM14 43V44H13ZM136 43V44H137ZM204 42H201V43H199L198 44V46L196 45L195 46V44L194 45H192L190 48H189V50H188V48L185 50V51H181V54L183 53V55L185 56V54L187 55V58H188V56H189V58L187 59V60H189L188 62H189V64H187V62H186V65H185V67L186 66H188V68H186V69H193V68H197V66H199V63H200V67H204V69H201L200 67H198L197 69L195 68L194 69V73L196 72V73H198L199 71H200V73H198V78H196L197 76H196V73L194 74V77H190V74H187V73H185V72H187V70L184 72V70H183V73L184 74H187V77H188V75H189V77L190 78H192L193 80H195V83H194V81H192V79L190 80L191 82L190 83H194V84H196V80L197 79H199L198 81H197V84L195 85V87H194V84L192 85H190V83H189V80H185L184 79V81L185 82H188L189 84L187 85V84H185V85H187L188 87H190L191 86V88L192 87H194V88H196L197 87V90L198 89H200V88H202L203 89V86H204V88L205 89H203V90H201L200 89V92H202V91H204L205 90V92L204 93H206V95H208V96H211L212 97V94H213V96H214V91L213 90H210V89H207L209 86H211V85H208V83H207V81H211L210 79H213L214 78V80L215 81H218L219 79L221 80V82L220 81H218L217 83H219V85H220V88H222L221 86H223V89H219V90H223V92H224V95H225V97H226V94H228V93H225L226 91L228 92V91H230L231 89H233L232 90V92L234 93L233 95L231 94L232 92L230 91V94L232 95L231 97H230V95H228L229 96V98H233V97H235L237 100H236V103H235V106L236 107H238V106H240V107H238V108H236L237 110H235V112H234V114H233V116H235V117H237L236 115H239V119H241V121H239V122H241L240 124H245V122L243 121V117L245 116L247 119H249L250 117L249 116H251L252 114H250V113H252V111H253V114H255V112H257V111H255V110H253V108L254 107H256V108H261V106H259V105H263L264 106V90L262 89V91H261V86L262 85H264V83L260 86H258L259 88H258V90H256V89H254V90H256V91H258L256 94V96L257 97H259V94H260V92H261V95H260V97H259V99L256 97V99H258V101L260 100V102L261 103H263V104H261V103H259L258 101H256V103H255V100L256 99H252V98H254L255 97V94H254V97H252L253 96V94H252V90H251V99L254 101L253 103H251L250 104V97H248L249 96V91H248V93L249 94H247V91H245L247 88L244 86V85H247L246 83H244V84H242L244 87H242V85H240V87L238 86L239 85V83H237L238 82V78L239 77H237V75L239 74L237 71H235V67H236V69L238 70V65L240 66V61L242 62V60L243 61H247L248 62V57H250V56H252V57H255L254 55H250V54H247V55H245L244 53L243 54H240V55H237V57L239 58H237L236 57V55H234L235 57H236V60H234L235 59V57L232 55V53H234L235 52V45H236V43H235V41L234 42H232L229 38H228V41L226 40V38H225V40H224V38H223V41H222V43L220 42V44H217V45H219V48H220V46H221V48L223 47H225L223 50H224V54L222 55V56H219L217 53H215L214 52V54L213 53H211L213 50H215V48H214V46H209L210 44L212 45L213 43L211 42H209V41H206V44H203ZM208 43H210V44H208ZM243 43V44H242ZM251 43H252V45L255 43L256 44V46H255V44H254V46H251ZM114 44H116V45H114ZM143 44V45H144ZM208 44V45H207ZM221 44H223V45H221ZM11 45H13V47H11ZM93 46V48H92V46ZM96 45V46H95ZM114 45V46H113ZM145 45H147V44H145ZM144 45V47H146ZM150 45V44H149ZM148 45V46H149ZM207 45V46H206ZM248 45H249V48H253V50L254 51H251L252 49H250L249 50V48H248ZM263 45V46H262ZM23 46V47H22ZM70 46H71V48H70ZM118 46H120V47H118ZM128 47V51H129V48H131V50L132 51H127L126 50V48H124V47ZM130 46V47H129ZM147 46V47H148ZM151 46H154L153 44L152 45H150L149 47H150V49H149V47L147 48L148 50H151ZM157 46H154V48L155 47H157ZM193 46H195V48H193ZM95 47V48H94ZM100 47H103V45L101 46L100 45ZM118 47V48H117ZM134 47V48H133ZM165 47H166V45H165V42L164 43H160V46H159V49H158V51H159V53L158 54H163L162 53V51L160 52V50H163L164 52L166 51L165 50ZM197 47H198V50H197ZM208 47V48H207ZM211 47V48H210ZM72 48L74 49V51L72 50ZM154 48H153V50H154ZM160 48H162V49H160ZM167 48V47H166ZM124 49V50H123ZM145 49V48H144ZM147 49H145V50H147ZM155 49H157V48H155ZM191 49L192 50H194V51H191ZM205 49H206V51H205ZM210 49V50H209ZM5 50V51H4ZM6 50L8 51L7 53H6ZM13 50V51H12ZM80 50V51H81ZM92 50V51H91ZM118 50V51H117ZM147 50V51H148ZM153 50H151V51H153ZM197 50V51H196ZM208 50V51H207ZM121 51H123V52H121ZM154 51H156V50H154ZM188 51H190V52H188ZM204 51H205V54H206V56H203L204 55ZM13 52V53H12ZM118 52H119V54L120 55H118ZM136 52V53H135ZM188 52V53H187ZM228 52H229V54H231L233 57H234V59H233V57H231V55H229L228 54ZM47 53H49V52H47ZM135 56H133L132 54ZM193 53H195L194 54V57H196L195 59H197V60H194V62L196 61L197 62V65L196 64H193V66H191V64L190 63H193L192 61H191V59L192 58H194V57H192L193 56ZM7 54V55H6ZM12 54H13V56H12ZM35 54V55H34ZM50 54V53H49ZM80 54V56L78 55V57H81L82 56V54H81V52L79 53ZM114 54V55H113ZM130 54H131V56H130ZM207 54H208V57H209V55H210V57H211V54H213L212 55V59H209L208 57H207ZM0 55H1V52H0ZM77 55L76 56H74V59H75V57L76 58H78L77 57ZM196 55H199V56H196ZM202 55V56H201ZM228 55V56H227ZM119 56H122V57H119ZM125 56H127V57H129V58H124ZM133 56V57H132ZM142 55H140L139 54V57H141ZM225 56V58H223ZM247 56V57H246ZM3 57H7L6 59H4L5 61H2L3 59ZM173 57H175L174 59H177V61L178 62H176V65H177V68H175V69H177L178 70V68H179V66L180 65H178V64H180L181 63V67H182V65H184L182 62H180V61H182L183 59V56H178V55H176V54H174V56L172 55V60H171V62H172V66H175L174 65V63H173ZM179 57V58H178ZM198 57V58H197ZM205 57H206V61H205ZM216 57L218 58V60L216 59ZM242 57V58H241ZM246 57V58H245ZM14 58V59H13ZM34 60H33V59ZM81 58H83V56L81 57ZM81 58H79L80 60H82ZM112 58H114L113 60H112ZM116 58H119V59H116ZM122 58H123V60H122ZM141 58H145V57H141ZM201 58V59H200ZM215 58V59H214ZM223 58V59H222ZM247 59V60H245V59ZM32 59V60H31ZM84 59V58H83ZM139 59V60H138ZM179 59H181V60H179ZM200 59V60H199ZM252 59H254V58H252ZM51 60V59H50ZM80 60H78V63H79V65L77 64V66H81L82 64H81V62H80ZM110 60V59H109ZM117 60V62H115ZM130 60V61H131ZM199 60V61H198ZM214 60H215V63H214ZM217 60V61H216ZM176 61V60H175ZM184 61H185V58H184ZM191 61V62H190ZM200 61H202V63L200 62ZM207 61H208V63H207ZM228 61H230V63L228 62ZM237 61H239L238 63H235V62H237ZM252 61V60H251ZM3 62H4V66H2L3 65ZM7 62V63H6ZM76 63H77V61H75ZM124 62V64H122ZM128 62V61H127ZM199 62V63H198ZM223 62V63H222ZM226 62V63H225ZM250 62V61H249ZM121 63V64H120ZM128 63H130V62H128ZM206 64V66H205V64ZM210 63H212V64H210ZM216 63H218V64H216ZM243 63V62H242ZM252 63V62H251ZM208 64V65H207ZM216 64V66H214ZM223 66H225V68L224 67H222V65ZM231 66H230V65ZM235 64V65H234ZM243 64H246V63H243ZM250 63H248V66H250L249 65ZM189 65H190V67H189ZM211 67H213V70L214 71H212V69L211 68H209L210 66ZM219 65V66H218ZM232 65L234 66V68L232 67ZM242 65V64H241ZM247 65V64H246ZM252 65V64H251ZM6 66V67H5ZM221 66V67H220ZM227 66V67H226ZM253 66V65H252ZM255 66V65H254ZM5 67V68H4ZM32 67V68H31ZM184 67V66H183ZM182 67V68H183ZM207 67V68H206ZM230 67L233 69H230ZM242 67V66H241ZM2 68V69H1ZM200 68V70L198 71V69ZM214 68H216V69H218L219 71L217 72V70L215 71V69ZM223 68H224V70H223ZM244 68H240L239 67V69H244ZM255 68V67H254ZM6 69V71H4ZM12 69H14L13 71H12ZM208 69V70H207ZM210 69H211V71H210ZM226 69H228V73H227V71H226ZM248 69H251L252 70V73H250L249 74V71H248ZM256 69V68H255ZM1 70H2V72H1ZM7 70H8V72H7ZM10 70V71H9ZM33 70V71H32ZM80 70V69H79ZM204 70V71H203ZM232 70V71H231ZM251 70H250V72H251ZM4 71V72H3ZM35 71V72H34ZM39 71V72H38ZM179 72V76H181V78H183L182 77V75H183V73L181 74L180 72H181V68L178 70ZM202 71V72H201ZM220 71H221V73H220ZM223 71V72H222ZM233 71H234V73H233ZM246 71H248L247 73H245ZM80 72V71H79ZM189 72V71H188ZM204 72V73H203ZM206 72V73H205ZM210 72H212V73H210ZM214 72H215V74H214ZM232 72V73H231ZM237 74H236V73ZM3 73V74H2ZM12 73V74H11ZM191 74L193 73L192 71L190 72ZM217 73V74H216ZM224 73V74H223ZM244 73H245V75H244ZM80 74V73H79ZM181 74V75H180ZM202 74H204L203 76H206L207 78V81H206V79H205V77H201L200 78V76L202 75ZM208 74V75H207ZM228 74V75H227ZM230 74L232 75V77L230 76ZM263 74V75H262ZM37 75V77H34V76H36ZM38 75H39V77H38ZM193 75V74H192ZM191 75V76H192ZM214 75V76H213ZM221 75H225V76H223V78L221 77ZM226 75H227V78H226ZM234 75V76H233ZM244 75V76H243ZM212 77V78H210V77ZM215 76H219L220 78H217L216 77V79H215ZM263 76V77H262ZM53 77V76H52ZM186 77V76H185ZM226 79H225V78ZM231 77V78H230ZM236 77H237V80L235 81V79H236ZM255 77V78H254ZM256 77H257V79H256ZM258 77H260L259 79H258ZM1 78H3V77H1ZM39 78V79H38ZM204 78V79H203ZM222 78V79H221ZM4 79V78H3ZM6 79H4V81L6 80ZM17 81H16V80ZM33 79V80H32ZM224 79H225V81H224ZM228 79V83L227 84H229V86L228 85H226V83H225V86H227V87H229L230 88V85H231V87H233V88H228L229 90H227V88L226 89H224V85H221V84H224L223 82H226V80ZM231 79H233V80H231V82H229ZM255 79H256V81H255ZM2 80V79H1ZM0 80V81H1ZM10 80H9V82H10ZM31 80H32V83H31ZM35 80H36V82H38L39 84H41L40 86H39V84H38V87H36V85H34V83H35ZM201 80H202V82H201ZM204 80H205V84H202L203 82H204ZM0 82L1 84H3V87L2 88H5V82ZM233 81H235L234 82V84H233ZM240 81V80H239ZM261 81H264V80H261ZM21 84H20V83ZM34 82V83H33ZM152 81H150V83H151ZM199 82H201V84L202 85H198L199 84ZM212 82H214V81H212ZM5 83V84H4ZM15 83H17L16 85H15ZM206 83H207V85H206ZM211 83V82H210ZM259 83V84H258ZM35 84H37V83H35ZM149 84V83H148ZM147 84V85H148ZM153 84V83H152ZM173 84V82L171 83V88H173L174 90L176 89V87L175 86H173L172 85ZM175 84V83H174ZM178 84H180V83H178L177 82V85ZM236 84V85H235ZM241 84V83H240ZM252 84V85H253ZM190 85V86H189ZM205 85H206V87H205ZM234 85H235V87H234ZM257 85H256V87H257ZM2 86V85H1ZM1 86H0V90H2V88H1ZM15 86H17L16 88H15ZM20 86V87H19ZM21 86H25V87H27V88H24V87H21ZM29 86V87H28ZM36 88H35V87ZM43 86V85H42ZM152 86V85H151ZM180 86H183V84L182 85H180ZM208 86V87H207ZM30 87H32V88H30ZM168 87L169 86H165V88L164 89H160V88H162V87H160L159 86V88H158V92H159V90H165L166 91V93L167 92H171L172 90H169L168 91ZM239 87V88H238ZM244 88V89H242V88ZM261 87V88H260ZM20 88V89H19ZM35 88V89H34ZM183 88V87H182ZM186 88V87H185ZM250 88L249 89H247V90H250ZM264 88V87H263ZM26 89V90H25ZM34 91H33V90ZM188 89H190V88H188ZM239 89H242V91H244V92H242L241 90H239ZM7 90L5 89V91L7 92ZM19 90V91H18ZM28 90H29V92H33V93H28ZM174 90H173V92H174ZM183 90H185V89H183ZM193 90V92H195L194 90H196V89H192ZM191 89L188 91L187 90V92H188V94L190 95L191 94V92L190 91H192ZM208 90V91H207ZM209 90L211 91V93H209V94H211V95H209V94H207V92H209ZM254 90H253V93H255L254 92ZM20 91H22L21 93H23V91H24V94L26 95V93H28L29 94V98H30V100L27 98L28 96H25V95H23V96H25L24 98L23 97H21L22 96V94H21V96H20ZM180 90H178V92H177V89H176V96L178 97L179 95L180 96H182V100L184 99V100H186V98H187V100L184 102L185 104H186V102H188L189 103V106H183L184 104H182V106H181V103H180V106L181 107H185L184 108V110L185 111H187L186 110V108L187 107H191V106H195L196 107V105L195 104H197V102L198 101H200V100H198L199 98L197 97V95H195L196 94V92H195V97H192V98H194V99H196L195 100V102L196 103H194L193 101H192V99H191V101H189V98H191V97H187L188 96V94H187V96L182 92V93H180L179 92ZM207 91V92H206ZM213 91V92H212ZM239 91H241L240 93H242L243 95H240L238 92ZM1 92H3V90L2 91H0V94H2ZM18 92V93H17ZM36 92V93H35ZM170 92H169V94H170ZM190 92V93H189ZM220 92V91H219ZM223 92H221V96L223 95ZM246 92V93H245ZM160 93V95H158V97H160L161 96V94H162V91L161 92H159ZM158 93V94H159ZM163 93H165V92H163ZM178 93H179V95H178ZM218 93V92H217ZM237 93H238V96H237ZM18 94H19V96L21 97V98H19L18 97ZM27 94V95H28ZM32 94V95H31ZM50 94V96H51V99H52V102L54 103V105H56V102L54 101V99H53V96H52V92L51 93H49ZM169 94L167 93V95L168 96H166L165 94H162L163 96L165 95L166 96V99L165 98H162L161 100H164L163 101V103H165V101L167 102L166 103V105L167 104H169L168 103V101H169V97H173V96H175L174 94H175V92H174V94H173V96H172V94H170V96H169ZM235 94H236V96H235ZM262 94H263V96H262ZM240 95V96H239ZM247 96V98L249 99V101H248V104H250V105H252L253 106V108H252V106L250 107V105L248 106L247 104H246V102H247V99H245V102H244V98L243 97H245L246 98V96ZM33 96V97H32ZM163 96H161V97H163ZM164 96V97H165ZM190 96H193L192 94L190 95ZM220 95L218 94V97H219ZM241 96H242V99H243V102H242V100H241ZM262 96V97H261ZM223 98H221V99H219V101H221L222 99V102L224 101V100H226L227 101V99H225L224 98V96H222ZM238 97V98H237ZM17 98V99H16ZM31 98H33L32 99V101H31ZM179 98H181V97H179ZM198 98V99H197ZM226 98H228V97H226ZM25 99V100H24ZM156 99V100H155ZM154 99V101H158L157 100V98H155ZM231 99H229L230 101H231ZM261 99H262V101H261ZM175 100H179L178 98L177 99H175ZM235 100V99H234ZM233 100V101H234ZM25 101H27L26 102V104H25ZM149 101H151V100H148V102ZM153 101V100H152ZM170 101H172V99L170 100ZM181 101V100H180ZM242 105V107H241V105L240 104H237L238 102ZM173 102H175V101H173ZM176 102H178V101H176ZM176 102H175V108H176ZM24 103V104H23ZM34 103V102H33ZM154 103V102H153ZM158 103V102H157ZM162 103V104H163ZM194 103V104H193ZM228 103V102H227ZM226 103V104H227ZM257 104V105H253V104ZM259 103V104H258ZM146 104H148V103H146ZM151 104H152V102H151ZM159 104H161V101L159 100ZM161 104V105H162ZM174 104V103H173ZM179 104V103H178ZM193 104V105H192ZM198 104H200V105H197V107L199 108V106H202L203 105V103H201V101L200 102H198ZM150 105V104H149ZM165 104H163V106H161V108H160V106L158 107V109L160 108V110H158L157 108H156V110H154L153 108H152V111L154 110V111H156V113L158 112V111H160V112H158V113H162V111H164L165 109H166V112H170L171 110H172V108L171 107H173V105L172 104H169L168 105V107L167 108H165V106H164ZM171 105V107H170V111H169V106ZM188 105V104H187ZM24 106H25V108H29V110L25 113V109L24 110H22L23 108H24ZM31 106H34V104H31ZM158 105H156V107H157ZM180 106H178L179 108H181ZM204 106V105H203ZM225 107H231L232 105L230 104H227V105H224ZM247 106H248V108H247ZM258 106V107H257ZM14 107V106H13ZM57 107V110H58V112H59V108H58V106H56ZM69 107L71 108V105H70V103H69ZM145 107V106H144ZM146 107H148V105L146 106ZM145 107V108H146ZM150 107H152V106H150ZM153 107H155V105L153 106ZM163 107V108H162ZM197 107H196V109L194 108V109H192L193 111H192V113H191V115L193 116V113H194V111H195V115H198L197 113H199V112H197L196 110H197ZM244 107V108H243ZM245 107H246V109H251L252 108V110H249V111H246V112H248L249 114H246V115H244L243 116V114H245ZM250 107V108H249ZM4 106L2 105V102H1V97H0V109H2L3 110V112L2 113H0V115H2L3 113H4ZM21 108V111L19 112L18 111V109H20ZM34 108V107H33ZM165 108V109H164ZM174 108V109H175ZM256 108H254V109H256ZM259 108V109H260ZM35 109V108H34ZM144 109V108H143ZM164 109V110H163ZM168 109V110H167ZM173 109V110H174ZM178 109V108H177ZM183 109V108H182ZM189 109V108H188ZM259 109H256V110H259ZM7 110V109H6ZM10 110H12V111H14V108H11ZM241 112H240V111ZM242 110H244V113L242 112ZM36 111V110H35ZM145 112H146V114H148L149 113V110H148V108L147 109H145L144 110ZM143 111V112H144ZM148 111V112H147ZM151 111V112H152ZM174 111H176V110H174ZM184 111V112H185ZM190 111H191V109H190ZM189 111V112H190ZM236 111L238 112V113H236ZM260 111V113L261 114H259V113H257V114H255V115H258V116H256V117H258L260 120L262 119L263 120V122L262 123H264V117L262 118L261 116L263 115L264 116V111H262L261 109L259 110ZM262 111V112H261ZM1 112V111H0ZM6 112V111H5ZM20 114H19V113ZM24 112V113H23ZM28 112L30 113L29 115H28ZM70 112H71V115H72V120L74 121V114H73V112L71 111V109H70ZM144 112V113H145ZM178 112V111H177ZM177 112H175V114H177ZM188 112V111H187ZM239 112H240V114H239ZM152 113H154V112H152ZM151 113V114H152ZM174 112L172 111V113L171 114H173ZM183 113V112H182ZM263 113V114H262ZM18 114H19V117H18ZM26 114V116H25V118L23 117L24 115ZM32 114H33V119H32ZM39 114V113H38ZM37 114V115H38ZM146 114H143L144 116H146ZM150 114V113H149ZM150 114V115H151ZM155 114V113H154ZM171 114H166V115H164V114H161V116L162 115H164L163 117H165V116H167V115H171ZM9 115V114H8ZM15 115H16V117H15ZM21 115H23V116H21ZM59 115H60V112H59ZM159 115V114H158ZM185 115V114H184ZM201 115V114H200ZM200 115H198V117H200ZM216 115H218V114H216ZM249 115V116H248ZM255 115L253 116H251L252 117V120L251 121H253V120H255V119H258V118H256L255 117ZM261 115V116H260ZM4 116H2L1 118H0V122L1 123H3L5 120H2V119H4L3 117ZM29 116V117H28ZM40 116H41V114H40ZM154 116V115H153ZM168 116V117H169ZM178 116V115H177ZM188 116V114L187 115H185V116H183V117H187ZM202 116V115H201ZM261 118H260V117ZM21 117H23L22 118V121H20L21 120ZM155 117H156V115H155ZM159 117V116H158ZM174 117H176V115L174 116ZM179 117H180V115H179ZM218 117V119H220V120H218L219 121V123H220V121L222 120L221 118H219V116H217ZM241 117V118H240ZM255 117V118H254ZM15 118V119H14ZM31 118V119H30ZM160 118V117H159ZM178 118V117H177ZM181 118V117H180ZM193 118H195L196 119V116L195 117H193ZM237 118V120H239ZM26 119H28V120H26ZM40 119V118H39ZM60 119H61V117H60ZM161 119V118H160ZM190 119V118H189ZM33 120V121H32ZM191 120V119H190ZM259 120V121H260ZM3 121V122H2ZM31 121V122H30ZM40 121H41V119H40ZM39 120H38V122H40ZM259 121H257V122H259ZM5 122V123H6ZM18 122V123H17ZM44 122V121H43ZM198 122V121H197ZM223 122H224V120H223ZM223 122L221 121V123L220 124H223ZM243 122V123H242ZM256 122V120L255 121H253V123L255 124V125H260L261 123L259 122V123H255ZM29 123H27V125H25L24 124V127H22V125L21 124H19V126H16L15 125V127H20V125H21V128H27L28 126L30 127V125H29ZM35 123V122H34ZM42 123V122H41ZM41 123H39L40 125H38V123L36 122V124H37V128L39 129V127H40V129H39V131H38V133H35V131H32L31 129H33L34 130V127L33 126H35L36 124H34V125H31L33 128H28V130L26 131V130H24V131H22L21 129L19 130V132H20V135H18L19 137L18 138H21V139H23L22 137H21V134H23V132L25 133V138H28V136H29V138L28 139H30V140H28L27 139V141H26V139H24L25 141H22L21 139H20V141L18 142L17 141V134L15 133V132H17V131H15V130H17L15 127V129H13L12 130V128H11V130H9L10 131V133H11V131H14V134H13V137L16 139V140H13V138H11L12 140L11 141H13V143H16L17 145H21L22 144V146H23V149H22V146H16V144L14 145L12 142V144H13V146L15 147V148H17V149H19L20 147H21V149L20 150H18L19 151V154L17 153V150H16V153L18 154V155H23V154H25V156H26V158H27V155H29L28 157H29V159L30 158H32V156H35V155H37V154H40L41 153V151L42 150H46V152L49 150V151H51L52 152V150H54L53 149V147L51 148L52 150H50L49 148L47 149V146H45L44 145V147L42 146V144H40V142L42 141V140H40V142H39V140H38V143H35L34 145H35V147H37V149H40V152H38L37 153V151H39V150H37L36 151V148L32 145L31 146V144H32V142L31 141H33L34 139H35V137H37L36 138V142H37V139H38V135H40L41 133L43 134V136H44V134H46V133H50L49 132V130L50 129H47V128H49L45 123V125H43V123H42V125H43V127H44V129H46V131L43 129V128H41L42 126H41ZM194 123V122H193ZM192 123V124H193ZM201 123V121H199L197 124H200ZM225 123V122H224ZM10 124H11V126H10ZM33 124V123H32ZM61 124H62V122H61ZM2 125V126H1ZM0 125V127L1 128H3V124H1ZM73 125H74V122H73ZM262 125V124H261ZM264 125V124H263ZM6 126V127H7ZM27 126V127H26ZM35 127V128H36ZM47 127V128H46ZM63 128V127H62ZM30 129V130H29ZM38 129H36V130H38ZM42 129V130H41ZM2 130V131H1ZM0 130V132L2 133L3 131H5L6 129H1ZM30 131H32V133H34L35 134V137H34V135L30 132ZM41 131V132H40ZM45 133H44V132ZM7 132V134H9V132L8 131H6ZM5 132V133H6ZM26 132H27V134H26ZM29 132V133H28ZM37 132V131H36ZM62 132H64L63 131V129H62ZM74 132H75V136H76V139H77V142L79 141V136H78V133H77V131L75 130V126H74ZM3 134H4V132H3ZM33 135V137H32V135ZM38 134V135H37ZM65 133H63V135H64ZM1 136V139H3L4 138V135H2V134H0ZM24 135V134H23ZM31 135V136H30ZM50 135H51V133H50ZM7 136V135H6ZM42 135H41V137L42 138H44ZM45 136H49L48 134L47 135H45ZM9 137H10V135H9ZM8 137V138H9ZM11 137H12V134H11ZM24 137V136H23ZM31 137V138H30ZM40 137V136H39ZM50 137L51 136H49L48 138H45V140H43L42 142H44V141H46V139L49 141H52L51 139H50ZM7 138V139H8ZM261 138V141H263L264 142V137H262V135L261 136H259V139ZM5 139V142H6V137L4 138ZM33 139V140H32ZM8 141H10V139H8ZM18 143H17V142ZM23 143H22V142ZM28 141H30L29 143H28ZM21 142V143H20ZM24 142H25V144L27 145H25V148H27V147H29V148H27V150H28V152H25L24 151ZM35 141H33V143H34ZM65 142L67 143V141H66V136H65ZM10 143V144H11ZM28 143V144H27ZM46 143H47V141H46ZM49 143V142H48ZM53 143V142H52ZM52 143H51V145H52ZM12 144H11V148H12ZM30 144V146H28ZM39 144V145H38ZM9 145V144H8ZM42 146V147H41ZM49 146V145H48ZM53 146V145H52ZM68 145H66L65 144V147H66V150H68L67 151V153H68V163H70L71 165H72V160H71V155H70V152H69V149H68V147H67ZM10 147H9V149H10ZM39 147H41V148H39ZM51 147V146H50ZM31 148H32V150H31ZM34 148V149H33ZM45 148V149H44ZM263 148H264V145H263ZM22 150V151H21ZM11 151V153L10 154H12L13 152H12V149L10 150ZM13 151H14V149H13ZM25 153H24V152ZM36 151V153H34L33 154V152H35ZM20 152H22V153H20ZM30 152H31V154H30ZM46 152H44V157H45V154H46ZM54 152V151H53ZM42 153H43V151H42ZM49 153V152H48ZM16 154V155H17ZM263 154H264V151H263ZM13 155H15L14 153H13ZM49 155H51L50 153H49ZM40 156L41 155H37V156H35L36 157V159L34 160V159H32V160H34L35 161V163L32 161V160H30L33 164H30L31 162H26V160H25V163H23L24 165H25V167L24 166H22V163H20V162H24V161H22V160H24V159H26L24 156H23V158L24 159H21V161H19V160H17L16 162H18L19 161V163L20 164H17V165H20V166H22V168H19V166H18V171L20 170V172L23 170H25L24 171V173L23 174H25V172H26V176H27V174H31V175H28L27 177H25V179L26 178H28L29 180H26L25 181V179H24V176H23V174H21L23 177H21V179L22 180H19V179H17L16 180V177L17 176H19V174H17L16 172H17V166H16V164H14L13 163V161L11 162V163H8V167L6 166V170H7V168H9V164H14V165H12V168H10L9 170L11 171V172H9V170H7V172L10 174H8V173H6V174H8L9 176L8 177H6V175L4 174V179H3V182L4 183H6L5 185H8L7 183L9 182V183H12L13 182V189H15V190H13V189H10L12 192H13V198H14V196H15V198L13 199L12 198V200H11V197H9V195H5V198H6V196L7 197H9V198H6L7 200H5V198H2V199H4V201L2 202V203H0L1 205H5V206H1L0 205V209H2V210H0V212L2 213V214H4V215H2L3 217H5V220H4V218H3V220L4 221H0L1 223H0V227H1V225H2V228H0V230L2 229V231H1V235H0V237L1 236H3V237H1L0 238V242L2 241H4L5 239V235H6V233H7V236H11V234L12 233H16V231L15 232H13L14 231V229H15V227L17 226L18 227V230H19V227H20V230L21 231H19V232H25V231H28V227H29V229L31 228V230L33 231H29V232H31V234H30V236L32 235V237H33V239L32 238H30L27 234H25V236L27 237H29V238H25L24 239V237H23V239H24V241H26V243H27V240H28V242H30V239H32V241L33 242H35L36 240H37V243H46L48 240V242L49 243H52L53 242V238L55 237V236H57V237H55V238H57L56 239V241L55 242H53L52 243V246L48 249V252L47 251H45L46 253H47V255H49V260H48V258L47 259H45L46 257H44V259H45V261H44V259H43V263L42 264H45V262H46V264H48V262H49V264H56V262H59V264H79V262H82V263H80V264H99V261H98V257H97V254H96V251H95V248H94V245H93V242H92V239H91V237H90V231H89V227H88V222H87V219H86V217H85V214H84V211L82 210V207H81V205H80V203L78 202V203H74L73 201H68L67 202V200H65V193H64V191H63V193H61L60 192V194H59V190H57V189H53V187L55 186L54 185V183H55V180H56V178H57V180H59V178H65V177H63V172H61L62 170H60V168L61 167H57L56 168V170H54V168L56 167V166H52L53 165V163L52 162H54V161H51L49 158H48V161L50 160L51 161V165L50 164H48V165H50V166H52L51 168L52 169H50L51 170V173H53L54 174V172L56 171V173L59 175H56V173H55V175H54V180H52L53 179V176H51L52 178H48L50 175H49V171H48V169L47 170H42V177H40V175L38 174L39 173V171H41L40 170V162H39V164H38V161H36V160H39V161H41V162H43V165L42 166H44L45 167V164H44V161L45 160H43L44 159V157H41L40 158ZM11 157H12V155H11ZM11 157H10V159H11ZM17 158L18 157H20V156H16ZM22 157V156H21ZM40 158V159H38V158ZM46 157H48V156H46ZM54 157V156H53ZM53 157H50V158H53ZM15 157H13V159H14ZM47 159V158H46ZM55 159V158H54ZM27 160H28V158H27ZM15 161V160H14ZM47 161V160H46ZM45 161V162H46ZM47 161V162H48ZM49 161V162H50ZM55 162H57V163H55L56 165L57 164H60L56 159H55ZM29 166H28V165ZM35 164H36V166H35ZM46 165H47V163H46ZM71 165H69L70 167H69V171H68V177L69 178H71V180H72V186H73V184L75 183V185L76 186H73V188L72 189H74V187H75V192L77 191V180H76V174H75V171H74V168H71V167H73V165L71 166ZM35 166V167H34ZM11 167V166H10ZM32 167H34V168H31ZM38 167H39V169H38ZM43 167V168H44ZM26 168V169H25ZM45 168H47V167H45ZM59 168V169H58ZM42 169V168H41ZM57 169H58V171L59 172H61L60 174L57 172ZM5 170V171H6ZM15 171V173H14V171ZM30 170V171H29ZM52 170H54V171H52ZM73 170V171H72ZM43 171H46L45 173L43 172ZM48 171V172H47ZM13 172V173H12ZM13 175H12V174ZM15 174V175H14ZM46 174V175H45ZM37 175H39V179H41V178H43L42 180H40L41 182V185H45L44 187H42L41 185V187H42V189H41V187H37V189H36V186L35 185H33V183L31 182V179H30V177L32 176L33 178H35L36 177V179H37ZM35 176V177H34ZM44 176V177H43ZM56 176H58V177H56ZM60 176H62V177H60ZM75 176V177H74ZM6 177V178H5ZM31 177V178H32ZM56 177V178H55ZM9 178V179H8ZM17 178H19V177H17ZM23 179H24V181H23ZM35 179V180H36ZM52 180V181H51ZM57 180H56V182H57ZM75 180V181H74ZM12 181V182H11ZM28 181H30V183H28ZM32 181L34 182V184L35 183H37L38 185H39V182H36V181H34L33 179H32ZM37 181H38V179H37ZM60 182H57V183H55L56 184V187H58V186H64L63 185V183H64V180L63 181H61V180H59ZM74 181V182H73ZM2 182V183H3ZM20 183V185H19V183ZM22 182H24L23 184H22ZM25 182H27V184H25ZM45 182V183H44ZM49 182V183H48ZM52 182H54L53 184H52ZM2 183H1V185H2ZM16 183H17V185H16ZM28 184H31V185H28ZM36 184V185H37ZM52 184V185H51ZM58 184H60V185H58ZM4 185V184H3ZM3 185H2V188H3ZM12 185V184H11ZM58 185V186H57ZM10 186V185H9ZM8 186V188H12V186H10L9 187ZM17 186H19V187H17ZM22 186V187H21ZM31 186H33L32 187V189H36L37 191H41L40 193L41 194H39V192L37 193V194H39V195H37L36 194V192H34V190L33 191H31ZM51 186V187H50ZM27 187V190H23L24 191V193H23V191H22V189L21 188H26ZM61 187L59 188L61 191H62V189H61ZM1 188V187H0ZM17 188H19V189H21L20 190V192L22 193V194H24V195H22L21 194V196H25V197H21V196H19L18 197V195H20V193L18 192L17 193ZM30 188V189H29ZM5 189V188H4ZM4 189H1L2 191L4 190ZM19 189H18V191H19ZM31 191L30 193L28 192L29 190ZM6 190H7V186H6ZM6 190H4L5 192H6ZM52 190L54 191V192H52ZM57 190V191H56ZM4 191L2 192V193H4ZM7 191H9V190H7ZM27 191V192H26ZM46 191V192H45ZM56 192V193H55ZM10 193V192H9ZM16 193V194H15ZM53 193V194H52ZM55 193V194H54ZM6 194H8V193H6ZM30 194H31V196H30ZM35 194H36V196H38V197H35ZM12 195V194H11ZM43 195V196H42ZM54 195V196H53ZM61 195V196H60ZM26 196H27V198H26ZM34 196V197H33ZM41 198H40V197ZM44 197V198H43ZM53 199H52V198ZM17 198L18 199H20L19 201L17 200ZM25 198L27 199V200H25ZM30 198H34V200L36 199V198H40V199H37V200H35V201H33V199H31L30 200ZM61 198H63V199H61ZM29 199V200H28ZM45 199V200H44ZM52 199V200H51ZM59 199V200H58ZM11 200V201H10ZM14 200H15V202H14ZM23 202H22V201ZM47 200V201H46ZM53 200H55V201H53ZM65 200V202H63ZM14 202V203H11L10 204V202ZM40 201V202H39ZM45 201H46V203H45ZM6 202H8L7 204H10V205H6ZM26 202H31L33 205H34V203H35V205H34V207H33V209H35V207H38L39 205V208H37L36 210H32V206L30 207V205H28L29 206V209H31V212L29 211V213L30 214H28L27 213V209H26V207H27V204H29V203H27V204H25L26 205V207H25V205H23L24 203H26ZM23 203V204H22ZM30 203V204H31ZM19 204V205H18ZM45 204V205H44ZM19 206L18 207V209H17V211L18 212H20V213H22L21 215H18L17 214V216L15 215V213L17 212V211H14V216H13V213L11 214L10 213V211L8 212V208H10L9 206H13V207H16L17 208V206ZM7 206V207H6ZM66 207V208H65ZM16 208H11V209H13V210H16ZM3 209H4V211H3ZM11 209H9V210H11ZM77 209V210H76ZM79 209V210H78ZM95 209H96V212L98 213V209H97V207H95ZM12 211V210H11ZM23 211H24V213L25 214H23ZM26 211V212H25ZM70 211L72 212L71 214H70ZM75 211H76V213H75ZM78 211V212H77ZM80 211V212H79ZM7 214H6V213ZM68 212V213H67ZM0 213V214H1ZM19 213V214H20ZM80 213V214H79ZM26 214H28V215H26ZM68 214V220H70V221H68L67 220V218H66V215ZM79 214V215H78ZM10 215L13 217V219L15 218V216L16 217H18V216H21V217H18L17 218V220H16V218L13 220L12 219V221H11V224H10V222L8 223V221L9 220H11V217H10ZM31 215H32V217H31ZM65 215V216H64ZM1 216V217H2ZM6 216L7 217H10V219L9 218H6ZM27 216H28V218H27ZM72 216H73V218H72ZM79 216H82L83 217V221H84V223H85V227H86V230H87V237H88V242H89V245H90V249H91V251H90V253H85V252H83L79 247H78V242L76 241V233H75V231H72V230H75V228H74V220L77 218V217H79ZM0 217V218H1ZM29 217H30V219H29ZM22 218V219H21ZM8 219V220H7ZM20 219L22 220V221H20ZM27 219H28V221H27ZM7 220V223L5 222ZM16 220V221H15ZM30 220H33V222H34V224L32 223V221H30ZM41 220V221H40ZM40 221V222H39ZM13 222H17V225L14 227V229H13V227L12 226H10V228L12 227V229H13V231L11 230H9V226L7 227V224L9 225H12V223ZM18 222H20L19 223V225H18ZM27 222H28V224H27ZM39 222V223H38ZM42 222V223H41ZM45 222V223H44ZM87 222V223H86ZM5 224L4 225V228L5 227H7L8 228V230H7V228H3V224ZM24 223V224H23ZM29 223H31V224H29ZM16 224V223H15ZM42 226H41V225ZM46 224V225H45ZM73 224V225H72ZM30 225H32L31 227H30ZM43 225H45V226H43ZM40 226V227H39ZM71 226H73V228L74 229H72V230H69V228H71ZM16 227V228H17ZM43 227H45V228H43ZM40 228H43V232L42 231H39L40 230ZM34 229V230H33ZM3 230H5V232L3 231ZM25 230V231H24ZM69 231H70V233H69ZM18 232V233H19ZM75 233V235L73 234V233ZM4 233V234H3ZM33 233V234H32ZM74 235H72V234ZM3 234V235H2ZM17 234V233H16ZM16 234H14V236L16 235ZM23 234V235H24ZM54 234V235H53ZM13 235V234H12ZM20 235V234H19ZM18 235V236H19ZM34 235H35V238H34ZM51 235H53V238L51 237ZM71 235H72V239H71ZM21 236V238L20 237H18L19 239H17V238H14L15 239V242H16V244L18 243V245H19V247H21L22 248V246L24 245L23 244V242H21V239H22V235H20ZM37 237V238H36ZM41 237V238H40ZM59 237V238H58ZM11 238V237H10ZM43 238H45V239H43ZM50 238H52V239H50ZM3 239V240H2ZM6 239H8V238H6ZM58 239H59V243H58ZM9 240V239H8ZM8 240H5V241H8ZM10 240H12V239H10ZM10 240L8 241L9 242V244H10ZM17 240V241H16ZM46 240V241H45ZM51 240V241H50ZM12 241H14V240H12ZM18 241H20V242H18ZM2 242L0 243V244H2ZM7 242V243H8ZM57 242V243H56ZM7 243L6 242H3V245H7ZM13 243V242H12ZM25 243V242H24ZM26 243H25V245L23 246L25 249V251H23V252H25L24 254L22 253V251H21V253L23 254V255H25L26 254V252H27V249L29 250V252H30V249L32 248L31 246H29L30 248H28V246H26ZM37 243L35 242L34 244H32V242H30V245H37ZM23 244V245H22ZM28 244V243H27ZM13 245V244H12ZM18 245L16 246L15 244H14V247L16 246V249L14 248V247H11V246H1V247H3V249L5 248V250L4 251H1L2 249H0V251H1V253H0V256L1 255H3L2 257H3V260H1V261H3L4 263H7V259H8V262H11L12 261V263H13V259H14V255H15V253L13 254V251H15L16 253L17 252H19L20 250H21V248H19L18 247ZM36 245L33 247L34 248V250H35V247H36ZM57 245H58V248H55V247H57ZM26 246V247H25ZM0 247V248H1ZM13 249H15V250H12L11 248ZM76 247H78V248H76ZM33 248L31 249V250H33ZM54 248V249H53ZM10 249V250H9ZM52 249V250H51ZM57 249H59V250H57ZM76 249V250H75ZM7 250L10 252H12L11 254H13V256L12 255H10V253H9V256H7L8 258L7 259H4L5 258V255H7L8 254V252H7ZM36 250H37V248H36ZM35 250V251H36ZM44 250H47V248H45ZM44 250H41L40 251V249H39V251H36V252H30V253H32V254H30V258H26V259H29V261L31 262H33L34 260H38V262L39 263H41L42 261H40V259L42 260V258H43V255L45 254L46 255V253H44L43 251ZM57 250V251H56ZM56 252V254L55 255H57V257L54 255V253ZM77 251H79V253H83V254H80V257L78 258L77 257V255L79 254V253H77ZM7 252V253H6ZM29 252H27L28 254H29ZM4 253H5V255H4ZM20 253V252H19ZM34 253V254H33ZM44 253V254H43ZM76 253V254H75ZM28 254H26L25 256L26 257H28ZM75 255V256H73V255ZM88 255V256H87ZM10 256H11V258H10ZM79 256V255H78ZM13 257V258H12ZM48 257V256H47ZM76 257H77V259H76ZM84 258V260L82 261V259ZM85 257H86V259H85ZM89 257V258H88ZM34 258V259H33ZM35 258H37V259H35ZM70 258H72V259H70ZM10 259V260H9ZM12 259V260H11ZM33 259V260H32ZM70 259V260H69ZM73 259H74V261H73ZM77 261H76V260ZM79 259H80V261H79ZM5 260H6V262H5ZM48 262H47V261ZM54 260V261H53ZM57 260V261H56ZM69 260V261H68ZM72 260V261H71ZM88 260V261H87ZM110 260V259H109ZM24 262H22V264L24 263V264H26L25 262H28V260H23ZM66 261V262H65ZM79 261V262H78ZM31 262V263H32ZM37 264H38V262L37 261H35ZM69 262V263H68ZM78 262V263H77ZM4 263H2V264H4ZM34 263V262H33ZM110 263H111V261H110ZM11 264V263H10ZM28 264H30V263H28ZM58 264V263H57Z\"/></svg>",
    "mask_w": 264,
    "mask_h": 264
},
{
    "label": "built area",
    "instance_id": "3",
    "mask_svg": "<svg viewBox=\"0 0 264 264\" xmlns=\"http://www.w3.org/2000/svg\"><path fill=\"white\" fill-rule=\"evenodd\" d=\"M64 0H44L43 12L46 20V36L52 65V76L54 83L53 99L56 102L62 127L66 136L68 149L71 155L72 165L78 183V195L80 205L88 222L90 237L92 239L99 264H110L109 257L105 251L102 235L97 227L96 209L90 198L86 181L83 177L82 166L76 147V136L73 129L72 115L66 96L63 73H62V43H61V14L60 7Z\"/></svg>",
    "mask_w": 264,
    "mask_h": 264
},
{
    "label": "crops",
    "instance_id": "4",
    "mask_svg": "<svg viewBox=\"0 0 264 264\" xmlns=\"http://www.w3.org/2000/svg\"><path fill=\"white\" fill-rule=\"evenodd\" d=\"M257 0H249L250 2V13L247 12L246 10H243L241 12V23H242V27L246 28L249 25V18L250 16L253 17V21L255 23V25L257 24L258 20L263 21L264 16L262 14H260L256 9H255V4H256ZM244 23V24H243Z\"/></svg>",
    "mask_w": 264,
    "mask_h": 264
}]
</instances>
